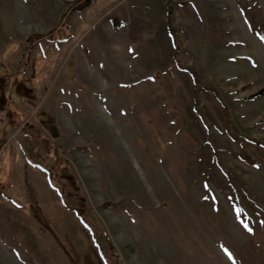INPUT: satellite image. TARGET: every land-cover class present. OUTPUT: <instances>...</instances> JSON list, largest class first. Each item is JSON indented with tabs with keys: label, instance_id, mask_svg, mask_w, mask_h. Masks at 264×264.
<instances>
[{
	"label": "rangeland",
	"instance_id": "374dc122",
	"mask_svg": "<svg viewBox=\"0 0 264 264\" xmlns=\"http://www.w3.org/2000/svg\"><path fill=\"white\" fill-rule=\"evenodd\" d=\"M0 264H264V0H0Z\"/></svg>",
	"mask_w": 264,
	"mask_h": 264
}]
</instances>
